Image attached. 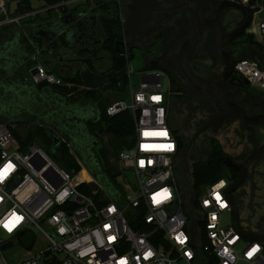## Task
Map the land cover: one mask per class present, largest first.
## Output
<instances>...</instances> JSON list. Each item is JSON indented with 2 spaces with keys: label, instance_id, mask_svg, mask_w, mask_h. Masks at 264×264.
Segmentation results:
<instances>
[{
  "label": "built area",
  "instance_id": "built-area-1",
  "mask_svg": "<svg viewBox=\"0 0 264 264\" xmlns=\"http://www.w3.org/2000/svg\"><path fill=\"white\" fill-rule=\"evenodd\" d=\"M5 1L0 0V24L32 20L50 8L41 4L24 14H9ZM238 1L251 5L248 33L264 49L259 29L264 19L257 17L264 5ZM33 67L35 83L62 84L38 59ZM125 68L129 102L117 100L106 113L130 110L135 139L118 152L122 180L115 177L114 185L98 182L71 147L79 174L60 167L41 145L19 140L13 133L17 125L0 120V264H264V243L243 237L233 226L227 178L193 194L188 213L174 167L180 149L169 119V86L164 90L167 73L141 69L134 89L135 70L129 62ZM233 72L264 94L262 57L237 59ZM82 170L89 178L80 175ZM123 171L131 173L132 183L124 180ZM83 183L95 185L92 195L81 190ZM97 194L103 202L95 199ZM5 250L12 254L5 256Z\"/></svg>",
  "mask_w": 264,
  "mask_h": 264
},
{
  "label": "water",
  "instance_id": "water-1",
  "mask_svg": "<svg viewBox=\"0 0 264 264\" xmlns=\"http://www.w3.org/2000/svg\"><path fill=\"white\" fill-rule=\"evenodd\" d=\"M145 1L146 5L140 6L133 4L131 7L129 6V13L123 21V40L115 43L117 53L123 54L126 49L130 47L144 50L159 36L161 48L157 53L148 56L145 59V64L151 65L152 63H156L160 70L170 74L168 68L162 63V60L166 56H169L176 70L180 74L178 81L184 83L182 87L184 90L191 89L196 91L203 99L207 100L209 104L214 107L217 113L234 116L238 118L244 126L255 123L247 116V113L240 104L231 101L227 95H225L223 89L224 83L233 68L231 54L226 52L223 49V46L239 35L248 25L252 16V10L238 0H165L163 4H156L153 0ZM175 2H178V4H174ZM257 2L258 4H261L262 0H257ZM18 3L19 0H12L10 2L9 14L15 13ZM229 6L242 9L247 13V17L246 22H244L239 28L234 32L227 34L224 30L225 26L223 23L226 14L228 13L226 10ZM209 15H212V17L208 18ZM78 16L83 17V13L81 11L79 13L77 12L75 18ZM257 17L258 19H264V8L257 13ZM57 20L58 17L53 16L50 20L44 22L38 21L34 26L43 27L52 23V27H55ZM204 28H207L208 31L204 32ZM258 33V28H256V34ZM41 34L46 41H44L45 43L50 42V39L46 36L47 34H43V32ZM53 35L50 37H54ZM204 39L213 43L215 58L224 66V72L218 84L209 79L207 70V77H204L200 67L191 66L192 55L194 51H196L199 43L203 42ZM13 41L10 42L11 47H13L10 51L23 54L24 49L15 47L17 46L16 44L13 46ZM5 44L6 43H4L3 46L0 45V69L3 72L10 73L17 65V62L14 60V53L1 54ZM216 59H214V62ZM244 82L248 83L245 79ZM22 86H25V83ZM167 86L168 82L165 80L164 90L167 89ZM11 89L20 99L23 101L26 100L27 96L25 91H21L18 87H12ZM28 89L32 91L34 87L31 86L28 87ZM12 96L13 95H11V97ZM217 104H219V107ZM5 106L6 109H3V113H6L9 110L7 108L13 105L10 103V106L8 104ZM171 106L172 105L169 103L170 112H172ZM17 110L18 107H15L14 111L17 112ZM83 110V113L77 114L75 112L71 120L64 119L62 114L58 113L48 116H40L39 119H36V123L38 126L43 125L48 131L54 126L59 127L57 130L58 133L64 135L67 140V145L71 147L72 150L75 149L74 152L77 156L79 155L82 165L88 170V172L95 175L97 174L99 178L106 180L105 174L101 171L98 159L94 154L89 152L90 144L87 143L89 140V133L83 125V122L88 120L89 116L87 107ZM27 112L29 113L30 111L28 110ZM17 120L18 119L14 118L13 115H8L5 119L7 122H16ZM64 120L67 121L69 125H71L70 122L72 123V121H74V128L76 131H70L68 128L66 129V125H63ZM79 126L82 129H80ZM172 128L176 130L175 127L172 126ZM201 132L202 130L194 133L191 137L184 138H181L178 135V137L184 141L185 147L177 154L174 167L177 170V182L181 189L183 203L187 208L188 213L191 212V205L193 202L191 166L192 163L199 158L195 153L197 147H199L198 142L195 139ZM48 134L51 137L54 146H57L60 142V138L55 135L52 136L50 133ZM223 148L230 154H236V151L240 150L239 153H241L243 157L242 159L235 161L229 158H226L225 160V165L234 170L237 174L240 169L237 163H242L241 177L236 182L229 184L226 189V195L232 207L233 226L241 231L243 237L260 240L264 243V207L261 208L260 205H258V202H264V196L262 197V194H264V180L260 179L262 173L258 174L255 181L247 177L251 165L256 167L262 160H264V142L261 145L254 147L252 150L251 146L243 145L241 148H238L234 146L232 142L225 143ZM244 186V193L236 198L233 195V192ZM108 188H110V186H108ZM240 206L247 213V220L252 228L250 231H246L244 227H241L239 224ZM10 245V242H8L3 244L1 248L5 249Z\"/></svg>",
  "mask_w": 264,
  "mask_h": 264
},
{
  "label": "flooded vegetation",
  "instance_id": "flooded-vegetation-1",
  "mask_svg": "<svg viewBox=\"0 0 264 264\" xmlns=\"http://www.w3.org/2000/svg\"><path fill=\"white\" fill-rule=\"evenodd\" d=\"M246 7L252 10V16L248 25L239 35L223 46V49L231 54L233 63L245 50V43L242 41V38L248 33V28L253 20V9L251 8V5H246ZM226 11H228V13L226 14L223 25L225 26V32L228 34L234 32L246 22L247 13L242 9L233 6H229ZM40 14H44V16L39 19H36V17L35 19L33 18L34 20L26 18L21 19L18 23L0 24V26L10 25L12 29L11 34H8L9 36H0V45L3 46V44L6 43L1 54L14 53V60L17 62V65L10 73L3 72L0 69V119H3L4 121L8 115H13L14 118L18 119L16 122H12L16 124L17 127L37 125L36 119H39L40 116H48L58 113H61L64 119L71 120L75 112L77 114L83 113V109L86 107L88 108L90 103H94L91 100L81 98V95L75 94L77 89L66 94L61 92L59 87L65 86L63 80L61 85H49L44 82L35 83L34 77L36 69L33 66L37 59L43 64L42 57H38L36 51L39 49L40 39L43 43L46 42L43 36H41V33L43 32V34H47V38L50 39V42L45 43V46L50 49L57 45L62 38L70 41L69 50H72L73 55L75 52L73 46H76V32L78 30V26H76L75 23L73 25L72 22V19H75V14H77L74 10L65 9L64 7L52 9L46 8L41 11ZM53 16L58 17L55 27H52V23L43 27L34 26L38 21L44 22L50 20ZM211 17L212 15L208 16V18ZM203 30L204 32L208 31L207 28H204ZM51 35L54 37H50ZM206 40L207 39H204L203 42L199 43L196 51H194L191 59V66L200 67L204 77H207L206 74L208 73L209 79L218 84L223 75L224 66L215 58L213 43ZM12 41L13 46L16 44L17 46L15 47L24 49L23 54L10 51L13 49L10 45V42ZM40 54L41 50H39V55ZM144 58L146 59V57ZM214 59H216L215 62ZM162 63L170 71V74L167 73L169 81V103L172 105L171 107L175 114H179L181 126L193 130L189 137L202 130L195 139L198 142L199 147L202 144L204 147L218 144L219 153L225 162L226 158L235 161L240 160L243 157L241 153H239L240 150L236 151V154L226 152L222 148L223 145L220 144L216 138L221 137L226 143L232 142V144L238 148H241L243 145L251 146V150L264 142V94L254 91L252 92L249 83H245L244 79L234 73L233 68L224 83L223 89L225 95H227L231 101L240 104L247 113V116L255 122L248 124L247 126L241 124L239 119L234 116L217 113L214 107L210 105L207 100L203 99L196 91L191 89L184 90L182 88L184 83L178 81L180 74L176 70L169 56H166L162 60ZM154 65L157 66L156 63H154ZM62 72L64 71L62 70ZM54 74L58 76L55 72ZM24 83L25 86H22ZM31 86L34 87L32 91L28 89V87ZM68 86L71 87V85ZM12 87H18L21 91H25L27 96L26 100L23 101L13 93V90L11 89ZM11 95L13 96L11 97ZM9 102L13 106H10ZM6 104L10 107L7 108L9 110L6 113H3L2 111L3 109H6ZM217 105L219 107V104ZM15 107H18L17 112L14 111ZM28 110L31 113H28ZM96 121L88 119L83 122V125L89 133V140L87 141V143L90 144L89 152L94 154L98 159L96 147L99 140L97 134L93 133L91 129L95 126L90 124V122ZM70 124L71 125L65 120L63 122V125H66V129L68 128L70 131H76L74 128L75 122L72 121ZM39 126L47 130L43 125ZM58 129L59 127L54 126L53 128H50L49 131L47 130V132L52 136L55 135L60 138L58 145H66L67 140L64 135L58 133ZM80 129L82 128L80 127ZM201 136L203 137L201 138ZM237 164L240 167L238 174L231 168H227V179L230 184L236 182L241 177L242 163L239 162ZM257 166L255 167L254 165H251L247 177L255 181L258 174L262 173L260 179L264 180V160H262ZM263 196L264 194H262V197Z\"/></svg>",
  "mask_w": 264,
  "mask_h": 264
},
{
  "label": "trees",
  "instance_id": "trees-1",
  "mask_svg": "<svg viewBox=\"0 0 264 264\" xmlns=\"http://www.w3.org/2000/svg\"><path fill=\"white\" fill-rule=\"evenodd\" d=\"M60 1L42 0V4L43 7L47 6L52 9L58 8ZM250 2L254 4L257 0H251ZM122 4L123 1L119 2L118 0L100 2L89 11V14H85L83 17L78 16L74 20L72 19L73 25L75 23L78 26L76 46H73L75 49L73 55L72 50H69L70 41L65 38H62L51 49L45 46V43L41 39L39 40L41 54L38 57H42L45 69L50 73L55 72L65 82V86L59 87L61 92L64 94L72 92L82 84L79 68L84 63L88 65L90 70L102 76L107 71H121L126 67L133 56L132 49L134 47L127 48L123 54H118L115 49V43L123 40V21L126 12ZM262 5H264V0H262ZM33 8L31 0H19L14 14H24L33 10ZM40 15V12H38L35 16L36 19H39ZM28 19L31 20V18ZM242 41L245 43V50L235 61L239 58L259 59L262 57V64L264 65V49L256 41L254 35L246 34L242 38ZM160 48L161 42L158 36L143 53L147 58L154 50L158 51ZM143 68L149 70L157 69L158 67L152 63L151 65L145 64ZM112 83L114 88L113 93L116 94L114 96L120 94L121 98H123V95H127L129 86L126 75L114 78ZM107 97L108 95L99 89L89 90L81 95V98L93 101L99 110L98 120L90 122V124L97 127L99 133L112 134L119 143L120 148L130 147L135 139L133 114L130 110L126 109L117 114L108 115L106 113L107 107L120 97L109 101ZM27 128L25 135L20 134L15 128H13V133L19 140H23L27 144L34 142L36 136L40 137L42 141H39V145L43 147L60 167L70 173H76L80 170V166L67 144L54 146L47 130L41 126L34 125ZM171 129L177 138L179 149L182 150L185 147L184 141L178 137L177 131L172 128V124ZM202 146L203 144L197 147L195 151L196 155ZM204 148L206 149V156L196 159L191 166L192 191L194 196L198 194L202 187L210 185L221 178L228 177V167L219 153V145L213 144ZM101 171L107 175L108 183L114 185V176L110 175L103 166L101 167ZM86 184L91 189L95 186L93 183H83L80 186L81 190L87 189ZM100 196L101 194H97L95 197L98 202L102 201Z\"/></svg>",
  "mask_w": 264,
  "mask_h": 264
},
{
  "label": "rangeland",
  "instance_id": "rangeland-1",
  "mask_svg": "<svg viewBox=\"0 0 264 264\" xmlns=\"http://www.w3.org/2000/svg\"><path fill=\"white\" fill-rule=\"evenodd\" d=\"M12 0H6L5 2H6V6L9 8V4H10V2H11ZM119 2H124V1H127V0H118ZM42 4V3H41ZM66 8V7H65ZM53 14V13H52ZM51 14V15H52ZM40 18L42 17V16H39ZM11 27H10V25H1L0 26V36H2V37H4V36H9L10 34H11ZM9 34V35H8ZM132 58L130 59V61H129V64H131L132 66H133V68H134V70H135V72L133 73V74H131V82H132V84H133V88L134 89H136V87H137V85L139 84V81H140V73H139V70L140 69H142L143 68V66L145 65V54L144 53H142V51L141 50H139L138 48H136V47H134L133 49H132ZM81 68H79V71H81L80 70ZM84 70V69H83ZM82 70V71H83ZM81 71V72H82ZM84 72V71H83ZM87 74H84L83 75V77H84V79H85V84H84V86L81 88L82 90L84 89V88H86L87 86H89V85H91V84H96V81L98 80V79H100V82L102 81V79H104L105 81L107 80V77H109L110 76V78L109 79H112L113 78V75L114 74H116L117 72L116 71H114V70H112V71H107V72H105L104 74L105 75H101V74H98L97 73V75H96V73H94L95 75H94V77H91L90 78V76H93V71L92 70H90V69H87ZM108 72H110V73H112V74H110V73H108ZM122 72H124L123 73V75H127V69L126 68H123V70L122 71H120L119 72V75H121V73ZM106 73H108V74H106ZM91 80V81H90ZM107 83L109 84V82H106L105 84L103 83L102 84V89H109V87L107 88L106 86H107ZM72 87V86H71ZM69 88V87H68ZM111 90V94L107 97V100L109 101V100H112V99H115L116 97H121V95L120 94H118L117 96H114V95H116V94H114L113 92H112V89H110ZM250 90L253 92H258V90L256 89V88H254V87H250ZM75 94H78V92L76 91V93ZM123 99L124 100H126V102L128 103L129 102V98L127 97V96H125V95H123ZM169 119H170V122H171V124H172V126L173 127H175L176 128V131H177V135H179L181 138H184V137H189V135H191L192 134V131L193 130H191V129H189V128H186L185 126H181V119H180V116H179V114H175V112H174V110L172 109V112L170 113V116H169ZM1 120V119H0ZM17 129H18V132H20V134H22V135H25L27 132V126H19V127H17ZM203 136H201V138H202ZM218 141H219V143L220 144H222V145H224L225 143H226V141L225 140H223V138H221V137H218V138H216ZM39 141H42L41 140V138L40 137H35V139H34V142L36 143V144H39ZM221 145V146H222ZM222 148H223V146H222ZM72 149V148H71ZM74 149V148H73ZM224 149V148H223ZM73 151H75V149L73 150ZM117 151H118V149H117V144H116V142H115V140H114V138H113V136L112 135H110V134H102L101 136H100V138H99V141L97 142V147H96V152H97V157H98V159H99V161H100V164L101 165H103V167H104V163H105V165H106V167H109L108 169L111 171V172H113L114 174H115V172L117 171V169L119 168V166H117V164H114V165H112L111 164V162L109 161V158H111V157H114V156H116L117 157ZM206 156V149L204 148V145L202 146V148H201V150L200 151H198V153H197V157H201V158H204ZM113 168V169H112ZM76 174H79V173H76ZM76 174H73V175H76ZM80 175L82 176V177H84V178H89L88 177V175H87V173H86V171L85 170H82L81 171V173H80ZM94 177H95V179L98 181V182H100L104 187L105 186H107L108 185V180L106 179V180H104V179H101V178H99V176H97V174L95 175V174H92ZM122 175L124 176V180L126 181V182H130V183H132L133 182V177H132V175H131V173L130 172H126V171H123L122 172ZM118 177V176H117ZM86 187H87V189H84V190H82L83 192L84 191H86L85 193L86 194H93V190L89 187V186H87V184L85 185ZM244 191H245V186L244 187H242V188H239V189H236L234 192H233V195L237 198V197H239L242 193H244ZM258 205H260V207L261 208H263L264 207V202L263 203H259L258 202ZM259 212H260V210H259ZM224 217L225 218H227L228 217V214H224ZM239 224H240V226L241 227H244V229L246 230V231H250V230H252V228H251V226H250V223H249V221L247 220V213H246V211L240 206V209H239ZM3 254L5 255V256H8V255H11L12 254V251L11 250H5L4 252H3Z\"/></svg>",
  "mask_w": 264,
  "mask_h": 264
},
{
  "label": "crops",
  "instance_id": "crops-1",
  "mask_svg": "<svg viewBox=\"0 0 264 264\" xmlns=\"http://www.w3.org/2000/svg\"><path fill=\"white\" fill-rule=\"evenodd\" d=\"M104 1H107V0H87V1H84V0H72V1H70L68 4H67V6H66V8L65 9H69V10H74V11H76V12H78L79 13V11H81L82 13H83V16H85V14H89V11H91L93 8H95L96 6H97V4H99L100 2H104ZM156 4H163L164 2H165V0H153ZM88 2V4H86ZM41 3H42V0H31V4H32V6L33 7H38V6H40L41 5ZM133 4H136V5H140V6H142V5H146V1L144 0V1H141V0H127V1H124L123 2V4H122V6H123V8H124V10H125V12H126V15H125V17L128 15V13H129V6L131 7ZM174 4H178V2H175ZM41 16H44V14L42 15L41 14ZM125 17H124V19H125ZM34 19H35V17H34ZM33 19V20H34ZM259 29H260V35H261V37H262V39H264V23H260L259 24ZM247 34H249V33H247ZM139 50H141L142 51V53L145 51V49L143 50V49H139ZM158 51L157 50H154V52L151 54V55H153V54H155V53H157ZM150 55V56H151ZM81 69V71H79V74H80V76H81V79H82V84L77 88V92H78V94L77 95H82L83 93H85V92H87V91H89V90H94V89H99V90H101V91H103L104 93H106V95H110L111 94V90L110 89H112V92H113V90H114V88H113V83H112V80L114 79V78H116V77H120V76H123V73L124 72H122L121 73V75H119V72L120 71H116L117 73L116 74H114L113 75V78L112 79H109L110 78V76L109 77H107V80L105 81L104 79H102V81L100 82V79H98L97 81H96V84H91V85H89V86H87L86 88H84L83 90L81 89L83 86H84V84H85V79H84V77H83V75L84 74H87L88 72H87V69H89V67H88V65L86 64V63H84V64H82L81 65V67H80ZM142 69H144V68H142ZM141 70V69H140ZM122 71V70H121ZM94 73H96V72H93V76H90V78L91 77H94ZM108 73H110V72H108ZM108 73H106V74H108ZM110 74H112V73H110ZM96 75H97V73H96ZM105 75V74H104ZM91 81V80H90ZM106 82H109V84L107 83V88L109 87V89L107 90V89H102L103 87H102V84L104 83H106ZM125 96H127V95H125ZM123 98H118V100H122ZM117 101V100H116ZM87 111H88V116L90 117L89 119H92V120H97L98 119V117H99V110H98V107L96 106V104H94V103H90L89 105H88V108H87ZM171 113V112H170ZM92 129V132L93 133H96L97 134V137H98V140H99V138H100V136L102 135V134H105V133H99L98 132V129H97V127H93V128H91ZM17 131H18V129H17ZM110 135H112V134H110ZM113 136V135H112ZM113 138H114V136H113ZM114 140H115V142H116V144H117V149H118V151H117V155H118V152H119V150H120V145H119V143L116 141V139L114 138ZM109 161L111 162V164L112 165H114V164H117V166H119V168L117 169V171L115 172V174L113 173V172H111L108 168L109 167H106V165H105V163H104V168L107 170V172L110 174V175H113L114 176V178L116 177V179L118 180V181H121L122 179H121V177L120 176H118L117 174L119 173V170H120V168L123 166V164L121 163V161L119 160V158H118V156L116 157V156H114V157H111V158H109ZM98 162H99V164H100V161H99V159H98ZM100 166L102 167L103 165H101L100 164ZM113 169V168H112ZM118 176V177H117ZM105 178L107 179V175L105 174Z\"/></svg>",
  "mask_w": 264,
  "mask_h": 264
}]
</instances>
